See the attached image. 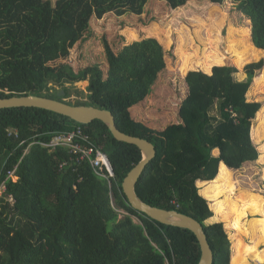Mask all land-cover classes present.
Instances as JSON below:
<instances>
[{"label": "trees", "instance_id": "trees-1", "mask_svg": "<svg viewBox=\"0 0 264 264\" xmlns=\"http://www.w3.org/2000/svg\"><path fill=\"white\" fill-rule=\"evenodd\" d=\"M82 80L75 104L156 147L137 194L201 222L213 264L264 263V0H0V98H65ZM77 125L109 155L111 184L41 144ZM140 151L101 120L0 109V264H198L191 230L129 204Z\"/></svg>", "mask_w": 264, "mask_h": 264}, {"label": "water", "instance_id": "water-1", "mask_svg": "<svg viewBox=\"0 0 264 264\" xmlns=\"http://www.w3.org/2000/svg\"><path fill=\"white\" fill-rule=\"evenodd\" d=\"M65 91L61 90L57 98L35 94L10 96L0 98V109L13 107H37L56 112L81 123L89 124L101 120L107 125L114 138L136 145L142 152V159L133 167L123 180L122 187L129 204L137 211L166 225L191 230L197 237L201 257L198 264H213L214 254L209 243L204 226L196 218L175 209H164L144 201L136 192V185L148 163L157 154L155 145L146 138L127 134L119 129L114 114L108 110L93 105H78L69 103L62 98ZM61 98V99H60Z\"/></svg>", "mask_w": 264, "mask_h": 264}, {"label": "built area", "instance_id": "built-area-1", "mask_svg": "<svg viewBox=\"0 0 264 264\" xmlns=\"http://www.w3.org/2000/svg\"><path fill=\"white\" fill-rule=\"evenodd\" d=\"M233 114L236 116L235 113ZM41 144L50 150H55L58 147L67 148L69 150V154L72 156V159L75 160V163L79 164L84 161L89 162L94 172L98 176L107 179L110 184L112 179L116 178L109 155L92 141V138L80 125L65 131L55 132L49 142H41ZM67 163L68 161L64 160L61 163V167ZM17 167L18 165H16L13 170L8 171V178H18L16 176ZM0 189H3V192L5 191V181L1 183ZM7 199L12 203L14 202V198L12 196H8Z\"/></svg>", "mask_w": 264, "mask_h": 264}, {"label": "rangeland", "instance_id": "rangeland-1", "mask_svg": "<svg viewBox=\"0 0 264 264\" xmlns=\"http://www.w3.org/2000/svg\"><path fill=\"white\" fill-rule=\"evenodd\" d=\"M52 2L55 3L56 0H52ZM239 73H241V71L234 75L236 80L241 81V80L247 79V76L245 73H244L245 76H242V77H240L238 75ZM88 85H89L88 80H82V81L75 82L74 85L69 84V83L66 84V87H68L70 89V94L67 97H65V100L67 102H70L73 104H75L77 102H86L88 100V90H87ZM49 86L51 88H53V89H50L49 92H53L54 89H59V88L61 89V87L57 86V85L50 84ZM54 96H56V95H54ZM211 114L216 116V118L218 120H220L219 110H218L217 106L214 107ZM260 164L264 167V160H263V162H260ZM1 196H3V189H0V198H1ZM121 212H123V211H121ZM136 221H138V220L136 219ZM214 221L215 222L220 221V218L218 216H216L215 219L208 221V222L210 223V222H214ZM262 264H264V263H262Z\"/></svg>", "mask_w": 264, "mask_h": 264}]
</instances>
